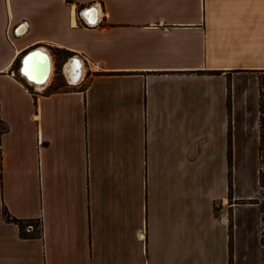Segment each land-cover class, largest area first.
Here are the masks:
<instances>
[{
    "label": "crops",
    "instance_id": "obj_1",
    "mask_svg": "<svg viewBox=\"0 0 264 264\" xmlns=\"http://www.w3.org/2000/svg\"><path fill=\"white\" fill-rule=\"evenodd\" d=\"M261 104L264 0H0V264H264Z\"/></svg>",
    "mask_w": 264,
    "mask_h": 264
},
{
    "label": "trees",
    "instance_id": "obj_2",
    "mask_svg": "<svg viewBox=\"0 0 264 264\" xmlns=\"http://www.w3.org/2000/svg\"><path fill=\"white\" fill-rule=\"evenodd\" d=\"M70 1V0H69ZM52 49V53L55 57V66H56V79L57 77L60 78V80L63 82L62 85L59 86H54L53 84L47 89L48 92L50 91H57L59 89H68L69 85L66 83L64 75L62 73V68H63V64L64 62L70 58L72 56V54L68 51L65 50H61L58 48H51ZM19 67H20V59L17 60L15 66H14V70L17 72V74L19 75ZM27 84V83H26ZM27 86L33 90V87L28 85ZM75 88V87H74ZM261 128L263 130V126H264V119H263V104H261ZM263 148L261 147V150ZM231 149L229 152V167H230V189L232 187V173H231V169H232V162H231ZM261 181L263 183V172L261 171ZM3 214L4 217L6 219L7 222L9 223H13L18 225L19 229H20V235L23 238L26 239H37L41 237V233H42V224L40 222V220H20L17 219L15 217H13L8 209L6 207H4L3 210ZM29 226H33V230L31 232H29L27 229ZM230 238H231V242H230V251H231V256H230V264H233L232 262V224H230Z\"/></svg>",
    "mask_w": 264,
    "mask_h": 264
},
{
    "label": "water",
    "instance_id": "obj_3",
    "mask_svg": "<svg viewBox=\"0 0 264 264\" xmlns=\"http://www.w3.org/2000/svg\"><path fill=\"white\" fill-rule=\"evenodd\" d=\"M41 56L44 61H43V67H42V73L44 74L43 78H41L40 80H36V79H33V78H30V76L28 75H25V68L26 67H30L32 66L33 64L35 65V60L37 57ZM29 57H32V60L30 62L29 65H26V61H28ZM51 57L49 55V53L43 49V48H36L32 51H30L29 53H27L23 59H22V64H21V67H20V73L22 76H24L29 83H31L32 85H34L35 87H38V86H44L47 81L49 80V75H50V70H51Z\"/></svg>",
    "mask_w": 264,
    "mask_h": 264
},
{
    "label": "bare ground",
    "instance_id": "obj_4",
    "mask_svg": "<svg viewBox=\"0 0 264 264\" xmlns=\"http://www.w3.org/2000/svg\"><path fill=\"white\" fill-rule=\"evenodd\" d=\"M36 59H39V61L41 62V67H36L34 64L32 65V66H30L29 68H30V71H31V78H33V79H38V80H40L41 78H43V76H44V74L42 73L43 71H42V67H43V61H44V59L41 57V56H39V57H37ZM35 63H36V60H35ZM34 67H36V70L34 71ZM37 73V74H36ZM40 74V75H39ZM51 74H52V62H51V70H50V77H51ZM38 75V76H37ZM50 77H49V79H50ZM49 81V80H48ZM48 81H47V83H48ZM47 83L43 86V87H45L46 85H47ZM38 88H42V86H38Z\"/></svg>",
    "mask_w": 264,
    "mask_h": 264
},
{
    "label": "rangeland",
    "instance_id": "obj_5",
    "mask_svg": "<svg viewBox=\"0 0 264 264\" xmlns=\"http://www.w3.org/2000/svg\"><path fill=\"white\" fill-rule=\"evenodd\" d=\"M55 72H56V66H55V62L53 60V64H52V74L53 75L51 74V77H50V79H49V81H48V83H47V85L45 87H42V88H38L37 87V89H39V90L47 89L50 86V82H51V85L53 84L54 86L62 85L63 82L60 80V78L57 77V79H56V73ZM52 76H53V81H51L52 80Z\"/></svg>",
    "mask_w": 264,
    "mask_h": 264
},
{
    "label": "snow or ice",
    "instance_id": "obj_6",
    "mask_svg": "<svg viewBox=\"0 0 264 264\" xmlns=\"http://www.w3.org/2000/svg\"><path fill=\"white\" fill-rule=\"evenodd\" d=\"M90 22L94 23L95 21L93 20V21H90ZM31 60H32V57H29L28 61L25 62L26 65H29L30 62H31ZM77 67H80V65H79L78 62H77ZM25 75H28V76H30V78H31V71H30V68H29V67H26V68H25Z\"/></svg>",
    "mask_w": 264,
    "mask_h": 264
},
{
    "label": "built area",
    "instance_id": "obj_7",
    "mask_svg": "<svg viewBox=\"0 0 264 264\" xmlns=\"http://www.w3.org/2000/svg\"><path fill=\"white\" fill-rule=\"evenodd\" d=\"M33 229H34L33 226H29L27 230H28L29 232H31Z\"/></svg>",
    "mask_w": 264,
    "mask_h": 264
}]
</instances>
